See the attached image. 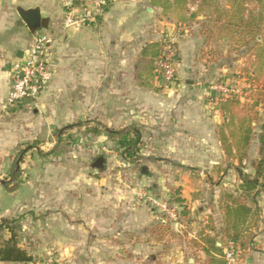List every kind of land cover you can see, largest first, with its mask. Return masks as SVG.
I'll list each match as a JSON object with an SVG mask.
<instances>
[{"label":"crops","instance_id":"0c3cea01","mask_svg":"<svg viewBox=\"0 0 264 264\" xmlns=\"http://www.w3.org/2000/svg\"><path fill=\"white\" fill-rule=\"evenodd\" d=\"M34 1L37 5L24 10L39 9L42 28L35 33L28 29L17 48L0 43V114L10 90V64L19 51L24 54L29 50L38 32L48 33L53 38L51 54L56 73L49 90L37 100V115L49 113L52 126L97 119L103 130L143 127L150 145L176 149L172 156L179 160L181 168L169 167L164 172L169 179L174 177L173 185L183 193L181 204L189 206L195 215V231L188 234L187 242L171 237L158 240L152 231L158 218L113 217L116 225L126 228L119 227L110 236L124 234L135 239L125 246L133 252L125 260H116L117 264H201L196 255H206L200 239L215 238L217 247H224V208L232 205L229 196L239 191L241 172L254 175L253 168L242 166L249 161L252 165L256 159L250 151L252 140L246 151L237 141L245 134L248 122L235 123L238 108L223 113L216 108V99L212 103L206 100L210 94L215 97L208 93L207 84L237 80L245 87L244 81L263 79L264 41L260 36L254 38V32L264 29L259 22L260 15H264L260 0H113L104 16L79 30L64 29L59 0ZM256 18L257 22L251 25L250 20ZM166 40L177 44L179 85L160 93L155 89L158 84L154 65L157 51ZM233 124L238 125L237 134L231 131ZM251 126L254 137L256 123ZM225 140L231 146L230 153L223 146ZM9 155L8 151H0V159ZM185 159L209 167L194 169ZM233 161L225 168L219 166ZM29 185H21L15 194L29 189ZM234 185L235 191L229 189ZM189 192H195L200 200L191 198ZM198 204L203 207L197 209ZM208 214L214 219L208 217L207 222L201 216ZM95 224H105L103 215H97ZM85 232L88 238L91 232ZM83 249L80 257L86 256ZM80 257L74 256L69 262L94 264L85 257L79 263Z\"/></svg>","mask_w":264,"mask_h":264},{"label":"rangeland","instance_id":"374dc122","mask_svg":"<svg viewBox=\"0 0 264 264\" xmlns=\"http://www.w3.org/2000/svg\"><path fill=\"white\" fill-rule=\"evenodd\" d=\"M31 5H37V2L0 0L1 44H7L11 48L21 45L23 34L27 35L28 28L18 16L17 9ZM261 24L264 26V21ZM256 36L264 41V30L254 32V38ZM29 38L33 39L31 36ZM158 50L156 60L161 47ZM154 67L155 72L156 62ZM262 77L257 81H244L245 87L240 86L237 80L211 81L207 84L208 93L214 85L226 86L237 92L241 105L236 124L246 122L248 118L256 123L250 148L256 159L252 163L259 160V136L264 133V102L254 107L264 91V76ZM157 84L155 89L161 93L165 88L159 86L158 80ZM178 85L177 78L172 89L168 90L176 89ZM208 98L206 100L210 103L214 99L218 102L227 100L217 99L211 94ZM217 101L214 103H218ZM3 108L0 114V151H8L10 155L6 159H0V224L6 221L4 225L13 228L18 246L34 258L32 264H71L69 259L80 257L82 248L86 256L80 257L79 263L83 257L94 264L109 261L117 264L116 260H125L129 252H133L132 248L125 246L135 239L124 234L110 236L119 227L126 228L123 224L116 225L113 217L136 215L137 218H158L155 220L157 225L152 229L158 240L171 237L187 242L188 234L195 231V215L191 214L189 206L177 203L183 193L173 185L174 177L169 179L164 172L169 167L181 168L178 166L179 160L172 156L176 149L168 150L166 146L159 144L150 145L144 135L145 128H137L142 139L135 155L130 157L119 147L123 135L111 139L104 132V139L101 135L98 137L90 132L97 129L103 133V125L97 119L72 124L66 121L63 125L52 126L49 113L37 115V101L12 108L4 104ZM234 124L231 131L237 134L238 125ZM72 125L78 126L68 128ZM130 129L132 128H111L117 131ZM232 140L234 144L235 138ZM99 157L106 159L103 170L92 168ZM170 159H174V163ZM184 161L189 162V167L194 169L209 167L191 160ZM234 163L223 162L219 166L225 168ZM242 168L251 170V161ZM253 171L255 173L254 168ZM28 182L29 189L15 194L21 185ZM231 184L233 185L232 182ZM162 185L166 187L165 190ZM236 187L234 185L229 189L235 191ZM200 194L201 192L197 195ZM188 195L200 200L195 192H189ZM232 195L238 197L240 194L235 191ZM258 201V215L252 217L248 225L240 226V240L237 244L230 243V236L234 232L224 226L228 233L224 247L226 250L233 248L237 264H249V260L252 261L250 264H264V193ZM163 205L175 213L177 222L162 210L160 206ZM197 207L200 209L203 206L198 204ZM98 214L103 215L105 224H95ZM201 217L207 222L208 217L214 219L210 214ZM159 220H163L162 223ZM176 224L179 226L175 227ZM85 230L91 232L88 238ZM0 236L4 242L10 238V233L7 230L0 231ZM242 243H245V249H242ZM101 248L105 251H101ZM196 258L201 264H206L205 256L196 255Z\"/></svg>","mask_w":264,"mask_h":264},{"label":"built area","instance_id":"2783aa9c","mask_svg":"<svg viewBox=\"0 0 264 264\" xmlns=\"http://www.w3.org/2000/svg\"><path fill=\"white\" fill-rule=\"evenodd\" d=\"M113 0H59V6L64 14L65 30H79L95 23L104 16ZM53 38L45 32H38L34 43L22 58H16L9 66L10 90L5 106L12 108L23 103L37 101L51 87L55 77V65L51 49ZM155 70L159 86L172 89L177 80L180 68V55L177 44L166 40L161 45V51L156 60ZM215 98H228L238 95L235 90L226 86L214 85L210 88ZM175 222V213L166 206H160ZM227 264H237V255L233 248L225 251Z\"/></svg>","mask_w":264,"mask_h":264},{"label":"trees","instance_id":"16d2710c","mask_svg":"<svg viewBox=\"0 0 264 264\" xmlns=\"http://www.w3.org/2000/svg\"><path fill=\"white\" fill-rule=\"evenodd\" d=\"M262 8L264 9V0H260ZM264 11V10H263ZM264 21V15H260L259 22ZM257 22V19L253 21L250 20V24L253 25ZM264 30V29H263ZM148 49V48H147ZM260 95V101H256L254 107H258L264 102V91ZM239 95H231L226 101H219L216 105L218 110H222L223 113L234 112L235 109L239 108L241 105V100L238 98ZM258 99V100H259ZM248 122L245 134L237 140L243 151L249 149L250 140L253 138V119L246 120ZM78 125H72L71 127H76ZM94 135H100L102 132L95 129L90 131ZM111 139H116V136H122L119 141V147L123 148L124 152H127L130 157L135 155L138 150V145L141 142L142 134L137 128H132L127 131H117L105 128L104 131ZM223 146L227 153H230L231 146L223 142ZM244 156V154H243ZM259 160L252 163L255 169L254 175H246L241 172L242 184L239 188L238 197L230 195L229 198L232 200L231 206L224 208L225 211V226L234 232L230 236V243L237 244L240 240L239 229L240 226H246L251 221L252 217L258 215L259 211V197L264 193V133L259 136ZM239 163L242 164L243 157L239 158ZM20 168L19 166H17ZM20 170V169H19ZM181 199L177 200V203H182ZM3 221L0 224V231L3 232L7 230L10 233V238L3 242V237L0 236V262L1 263H11V264H31L34 258L31 254L23 250L18 246L17 236L14 233L13 228L5 226ZM210 226V225H208ZM208 229L211 227H207ZM226 230V229H225ZM227 233V230H226ZM228 234V233H227ZM200 241L204 244L202 246V251L206 255V264H227L225 260L224 247H217V242L215 238L202 237ZM195 246H198L197 241H193ZM245 243H242V249H245Z\"/></svg>","mask_w":264,"mask_h":264},{"label":"water","instance_id":"95a60500","mask_svg":"<svg viewBox=\"0 0 264 264\" xmlns=\"http://www.w3.org/2000/svg\"><path fill=\"white\" fill-rule=\"evenodd\" d=\"M17 13L23 23L27 26L30 32L35 33L42 28V14L39 9L24 10L19 8ZM23 52L17 53V58H22ZM106 159L104 157L97 158L92 164V168L96 170H103L105 168Z\"/></svg>","mask_w":264,"mask_h":264}]
</instances>
